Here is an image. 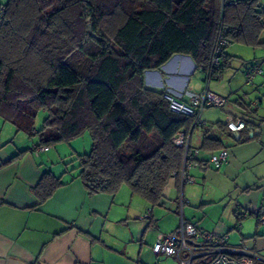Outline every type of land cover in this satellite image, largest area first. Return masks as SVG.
<instances>
[{
    "label": "trees",
    "instance_id": "obj_1",
    "mask_svg": "<svg viewBox=\"0 0 264 264\" xmlns=\"http://www.w3.org/2000/svg\"><path fill=\"white\" fill-rule=\"evenodd\" d=\"M0 7V117L36 139L31 151L87 132L90 149L77 155L87 194L114 195L126 185L150 207L163 205L169 180L178 179V132L200 127V149L212 152L232 131L230 121L202 124L197 112L171 110L144 73L181 54L206 81L219 79L231 60L224 46L213 63L222 33L229 44L264 47L258 0H6ZM63 184L44 171L32 192L41 204ZM243 216L236 212L238 222Z\"/></svg>",
    "mask_w": 264,
    "mask_h": 264
},
{
    "label": "crops",
    "instance_id": "obj_2",
    "mask_svg": "<svg viewBox=\"0 0 264 264\" xmlns=\"http://www.w3.org/2000/svg\"><path fill=\"white\" fill-rule=\"evenodd\" d=\"M5 2L6 0H0V4ZM262 34L264 32L260 34L259 40L264 42V38H261ZM256 49H258V55L254 59L241 62L242 66L239 68L241 69L242 79L244 70L248 65L257 64L264 69V47ZM228 54L231 56L230 67L222 74L229 77L230 85L237 75V72L234 73V70H236L234 69L235 64L231 65V61L238 56ZM232 70L233 72H231ZM196 71L204 76L203 72L196 68L195 63L188 55L176 54L159 69L146 71L144 80L148 87L170 92L180 102L188 103L193 94L202 91L204 88L211 91L208 85L199 91L190 85V77ZM254 78L256 83H264V73L256 75ZM253 85L254 83L251 84V86ZM257 89L256 86L250 95L245 96L248 106L239 95L238 87L234 85L229 87L226 96L222 95L226 98V102L222 107L226 109L229 115L227 117L229 123L237 119H243L245 122L249 120L248 115H243L240 112V109H243L244 106H247V112L252 114L256 112L255 115L264 117L262 115L264 114V107H262L264 100L260 99V92ZM211 92L219 94L216 91ZM260 95L264 97V94ZM231 98L232 100H230ZM250 109L251 111H249ZM246 111H243V113L246 114ZM202 112L198 115L200 122L202 124L211 123L201 119ZM262 127L264 125L259 128L256 125L249 124L245 129L247 137L240 142H237L233 135L221 137L225 146L223 149L227 150L228 142H230V145L232 143H249L264 131ZM243 129L231 131L232 134L238 132L240 138ZM193 132L189 133V143L191 148L197 149L198 152L192 166L187 170L188 174L191 169H197L198 167H204L203 170H205V164L209 160V158L200 157L199 150L204 130L198 134V144L200 143L198 147H194L191 143ZM251 132H253V136L249 137ZM214 134L217 135L216 132ZM26 137L28 136L16 131L14 125L5 122L0 117V264H148L144 263L140 256L137 257L136 246H132L134 255H131L129 250L125 251V245L133 242L140 243L139 250L142 252L144 246H153L160 233L166 234L173 231L180 223V216L185 219L184 208L185 205L190 204V200L185 197L184 191L187 184L195 182V177L192 175L189 174L194 181L184 183L181 190L179 178L174 177L169 180L165 187L163 205L159 207L165 208V204L173 207L175 204L174 213L178 214L177 222L170 227H166L162 222V218L163 220L164 218L167 219L170 212H164L163 215L159 214L156 217L154 214L155 208L148 207L149 204L140 196L131 194L126 185L121 186L114 195L100 193L90 196L74 172H71L70 176L64 175L67 172L66 169L59 175L56 170H53L52 173L50 164H53L55 158L58 157L60 160L69 154L68 147L58 146V144L64 142L55 144L52 149H50L52 146L45 147L37 153L38 155H35L30 149L34 146L36 139L33 137L27 139ZM224 139L231 140L225 142ZM87 140L90 141V137L84 138V148L89 143ZM66 143L69 144L70 150L75 156L82 152L78 147L80 142H76L75 139ZM249 147L254 146L250 144ZM220 150L204 152H207L210 157ZM20 151L22 153L15 156ZM235 152L230 161L228 152L226 161L222 163L229 167V170L235 165L234 161H238ZM246 153L251 152L247 151ZM13 156L15 158L12 159ZM248 159L249 157H246L245 160L250 164ZM75 160H77L76 157ZM74 169H78V165L73 167L72 171ZM252 169L250 174H246L241 181L237 180V184L234 183L235 190L239 189L241 193V199H244L242 194L249 195L252 193L251 191L255 193L253 194L254 199L251 201L244 199V203L236 201L232 204L230 208L232 215L228 216L229 224L233 223L232 226L219 220L211 227L205 219L193 221L189 218L185 220L194 222L206 231L226 234L227 239H229L228 234H230L231 229L235 228L239 231V224L242 219L253 216L256 224L252 235H250L251 233L246 236L241 235L237 244L229 245L245 246V239L252 238L254 247L249 243L252 248L250 246L248 248L257 256L254 262L264 264V252H262L264 250L261 247V237H264V226L262 225L264 224L259 223L256 216L251 212L253 209H264V157L259 158L258 164L253 166ZM44 171H50L54 176L60 177L64 184L58 187L50 198L40 204L32 192V187L38 183ZM124 186L128 190H125ZM175 189L176 194L173 197L172 193ZM180 194L184 199L181 212L179 209ZM148 210L151 212L150 216H144L143 218L142 215L146 214ZM239 211L243 212L244 216L238 222L236 212ZM172 217H174L173 214Z\"/></svg>",
    "mask_w": 264,
    "mask_h": 264
},
{
    "label": "rangeland",
    "instance_id": "obj_3",
    "mask_svg": "<svg viewBox=\"0 0 264 264\" xmlns=\"http://www.w3.org/2000/svg\"><path fill=\"white\" fill-rule=\"evenodd\" d=\"M258 1L264 4V0H258ZM261 38H264V34L261 35ZM226 49H227V52L230 53L231 55L238 56L237 58L236 57L233 58V60L231 61V65L235 64L234 69L236 70H234V73L237 72L236 78L232 80V83L229 85V77L224 74H222L219 79H216V80L210 79L206 81L204 79V76L203 75L201 76L200 75L201 73L196 71L190 77L191 78L190 85L198 89V91L206 87V85H208L211 91H216L217 93H219L218 95H221V96L222 95L226 96L229 92V87L234 85L235 87H238L239 95L243 98V101L246 102V105L248 104V102L245 100V96L250 95L252 91L254 90V88L257 86L258 88L257 90L260 92L259 93L260 99L264 100V97L260 95V94H264V83L258 84L255 82V78H253L252 83H251V84L254 83L253 86H251V84H246L245 78L243 77L242 79L241 77V69L239 68L240 66H242L241 62L243 61L248 62L249 60L254 59L258 55L257 53L258 49H254L253 47L249 45H245L239 42L230 43ZM231 72H233V70ZM230 100H232V98ZM247 106H244L243 109L240 106L241 108L240 112L243 115H248V119H251L252 113L246 111ZM262 107H264V103H262ZM243 111L244 112L246 111V114H244ZM249 111H251V109ZM202 113H203V116L201 119L202 120L205 119L208 122H215L217 120L226 122L227 117H229V115L226 112V109L224 107H218V106L207 107L204 109ZM44 117H45V111L41 109L36 116V120H35L36 126L41 125ZM262 129H264V127H262ZM202 131L203 130H201L200 127L198 126L194 130L192 134V140H191V143L194 147L199 146L200 143L198 144L197 137H198V134L201 133ZM88 136L89 134L85 132L84 134L75 138L76 142L77 141L80 142L79 143L80 145L78 147H80V151H82L81 153H83L84 151L88 152L90 149V141H88L89 139L87 140L89 142L87 146H85V148L83 146L84 138L87 139L89 138ZM26 138L29 139V137H26ZM224 140L225 142H227L228 140H231V139H224ZM250 142H253V143H250ZM250 142L246 144L245 143L244 144L232 143L233 145L232 144L230 145V142H228L227 145L229 146H227V151L229 152V155H230L229 161L232 158L233 153L235 151L238 157V161H234L235 165L232 166L231 170H229L230 168L224 164H222L219 168H217L208 162L205 164L206 165L205 170H203L204 167H198L197 169H191L189 171V174L195 177V182L191 184H187L185 186V191H184L185 197L190 200V204L185 205V208H184L185 209L184 211L185 219L191 218L193 221H196L199 219L200 220L205 219L206 222H208V225L210 227L213 226L214 223H217L218 220L224 221L225 224H228L230 226L233 225V223L229 224V220H228V216L232 215L231 210H230V208L232 207V204L236 201H240L244 203L245 201L244 199H246L247 201H251L254 199V195H253L255 193L254 191H251L252 193L249 195L242 194V197H244V199H241L240 197L241 193L239 192V189L235 190V184L238 183L237 180L241 181V179H243L246 174H250V171L253 170L252 167L258 164L259 158L264 157V131H262V133L259 134L257 138L251 140ZM250 144H253L254 147H249ZM58 146L68 147L70 155L67 154V156L62 157L60 160L58 159V157L55 158L56 160L53 161V164H50L51 166L50 170L52 171V173H53V170H56V172H58V175H59L66 169L67 172L64 175L70 176L71 172H74L76 175L78 173V169L76 170L74 169L72 171V168L77 167L78 165V160H75V157L77 158V156H75V154L72 153V150H70L69 144H67L66 142L58 144ZM52 148L53 146L50 147V149ZM199 151H200L201 158H207V159L209 158V154H207V152H204V150L202 149H200ZM247 151L251 153L247 154L246 153ZM35 155H38V154H35ZM246 157H249L248 162H250V164H248L247 161L245 160ZM251 164H253V166H251ZM123 188H125V190H128L126 186H124ZM175 194H176V189L173 190L172 196L174 197ZM200 203H202V205H200ZM165 205H166L165 208L154 206L153 207L155 208L154 214L157 217V215L159 214L163 215L164 212L166 213L170 212L167 219L164 218L163 220L162 218L163 224L166 227H170L175 222H177L178 214L174 213L175 204L173 207H169L168 204H165ZM172 214L174 217H172ZM144 216L147 217V214L144 213L142 217L144 218ZM240 224H239L240 226L239 231L236 230L235 228L231 229L230 234H228L229 235V239H227L228 244H231V245L237 244L241 238V235L246 236V235H249L250 233H251L250 235H252V233L254 232L256 220L253 216H248L242 219ZM262 226H259V227H262ZM249 243L253 246L254 242L252 238L245 239V246L246 247L250 246L252 248V246L249 245ZM261 243H262V246H261L262 250H264V237H261ZM132 246H136L135 247L136 255H138L137 257L140 256V259L144 263L177 264L176 260L172 257H166L163 255L155 256L151 252L152 245H150L149 247L144 246L142 248V252H140L139 250L140 243H136V242L127 243L125 245L126 247L125 251L129 250L130 251L129 254L131 255H134V252H132L134 251Z\"/></svg>",
    "mask_w": 264,
    "mask_h": 264
},
{
    "label": "built area",
    "instance_id": "obj_4",
    "mask_svg": "<svg viewBox=\"0 0 264 264\" xmlns=\"http://www.w3.org/2000/svg\"><path fill=\"white\" fill-rule=\"evenodd\" d=\"M231 0H222L229 3ZM264 7V4H262ZM2 8L0 7V16ZM219 46L215 48L213 63L217 64L222 47L228 46V39L222 34L219 35ZM262 73V68L257 64L248 65L244 70L245 83L251 84L256 75ZM169 108L175 112L193 114L202 112L210 106L222 107L226 98L217 95L207 88L193 94L188 103L180 102L170 92L164 94ZM230 130L238 131L245 127L243 119H237L229 123ZM189 133L181 131L174 137L175 144L183 148L182 165L178 172L180 181V190L184 183L193 182L194 179L189 176L187 170L192 166L198 150L190 147ZM45 147L35 148L34 154L43 150ZM228 157L226 149H221L218 153L212 154L208 162L215 167H219ZM184 204V199L179 198V209ZM252 214L257 217L259 223H264V209H253ZM150 210L147 211V217L150 216ZM226 234H218L206 231L197 224L185 220L180 216L179 225L171 232L160 233L152 246V252L155 255H164L174 257L177 264H254L257 256L250 249L243 245L231 246L227 243ZM241 243V242H240ZM242 244V243H241Z\"/></svg>",
    "mask_w": 264,
    "mask_h": 264
},
{
    "label": "water",
    "instance_id": "obj_5",
    "mask_svg": "<svg viewBox=\"0 0 264 264\" xmlns=\"http://www.w3.org/2000/svg\"><path fill=\"white\" fill-rule=\"evenodd\" d=\"M256 112H254V114H252V117L251 119L247 120L251 125H256L258 126L259 128L262 126V124H264V117H261L259 115H255ZM261 130V129H260ZM233 137L238 140L239 139V133L238 132H235L232 134ZM253 136V132L250 133V136L249 137H252Z\"/></svg>",
    "mask_w": 264,
    "mask_h": 264
}]
</instances>
